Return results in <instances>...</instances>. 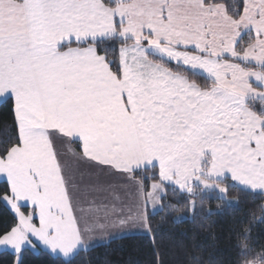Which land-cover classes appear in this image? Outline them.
I'll return each mask as SVG.
<instances>
[{
    "label": "snow or ice",
    "instance_id": "obj_1",
    "mask_svg": "<svg viewBox=\"0 0 264 264\" xmlns=\"http://www.w3.org/2000/svg\"><path fill=\"white\" fill-rule=\"evenodd\" d=\"M0 98L14 264H72L111 228L151 235L181 211L169 188L193 213L202 194L264 198V0H0ZM250 232L231 264H264Z\"/></svg>",
    "mask_w": 264,
    "mask_h": 264
},
{
    "label": "trees",
    "instance_id": "obj_2",
    "mask_svg": "<svg viewBox=\"0 0 264 264\" xmlns=\"http://www.w3.org/2000/svg\"><path fill=\"white\" fill-rule=\"evenodd\" d=\"M11 103L0 104V138L2 130L11 127ZM229 200L239 201L224 207L215 194H202L196 199L202 211L193 213L186 205V197L168 189L165 204L175 205L180 212L168 207L152 216L151 235L127 236L81 252L72 264H231L235 255V229L240 222L250 228L253 242L264 245V213L259 205L264 198L239 190H230ZM220 205V209H218ZM12 221L7 207L0 204V229ZM14 253L0 252V264H14ZM25 264H60L45 251H28Z\"/></svg>",
    "mask_w": 264,
    "mask_h": 264
},
{
    "label": "crops",
    "instance_id": "obj_3",
    "mask_svg": "<svg viewBox=\"0 0 264 264\" xmlns=\"http://www.w3.org/2000/svg\"><path fill=\"white\" fill-rule=\"evenodd\" d=\"M5 100L6 99L0 98V104L4 102ZM65 152H66L65 159L66 161L70 163L71 162L70 153H68L66 149H65ZM136 235H147V233L140 230L139 226L137 225H128L126 229L111 228L104 232H96L93 234V237H92L91 248L96 247L98 245L108 243L109 241L114 240V239L127 237V236H136ZM4 251L13 253L10 247L0 246V252H4ZM38 251L47 252L46 250H40V249H37L35 252H38Z\"/></svg>",
    "mask_w": 264,
    "mask_h": 264
},
{
    "label": "rangeland",
    "instance_id": "obj_4",
    "mask_svg": "<svg viewBox=\"0 0 264 264\" xmlns=\"http://www.w3.org/2000/svg\"><path fill=\"white\" fill-rule=\"evenodd\" d=\"M234 201V200H233ZM235 205V204H234Z\"/></svg>",
    "mask_w": 264,
    "mask_h": 264
}]
</instances>
